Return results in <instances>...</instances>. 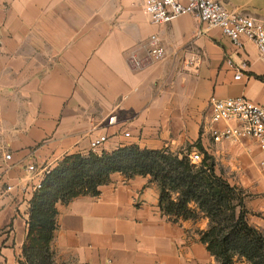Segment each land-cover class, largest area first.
Instances as JSON below:
<instances>
[{
	"label": "crops",
	"instance_id": "0c3cea01",
	"mask_svg": "<svg viewBox=\"0 0 264 264\" xmlns=\"http://www.w3.org/2000/svg\"><path fill=\"white\" fill-rule=\"evenodd\" d=\"M219 1L264 24V0ZM0 7V264L24 262L38 174L88 155L101 137L98 155L131 145L207 153L244 191L247 221L264 234V150L251 138L215 142L212 133L226 127L212 123L213 99L264 107V60L253 42L238 49L193 16L152 25L132 0H0ZM153 35L162 60L149 54ZM57 212V264H220L201 240L208 219L166 216L150 176L115 173L99 196L59 203Z\"/></svg>",
	"mask_w": 264,
	"mask_h": 264
},
{
	"label": "trees",
	"instance_id": "16d2710c",
	"mask_svg": "<svg viewBox=\"0 0 264 264\" xmlns=\"http://www.w3.org/2000/svg\"><path fill=\"white\" fill-rule=\"evenodd\" d=\"M189 153L131 145L100 155L67 156L46 176L31 200L21 264H57L52 251L57 205L82 196H99L100 188L115 173L129 179L150 176L160 188L161 211L172 220L208 218L201 240L220 264H232L236 257L249 264H264V234L247 221L244 191L217 173L210 155L203 152L202 163L196 165Z\"/></svg>",
	"mask_w": 264,
	"mask_h": 264
},
{
	"label": "built area",
	"instance_id": "2783aa9c",
	"mask_svg": "<svg viewBox=\"0 0 264 264\" xmlns=\"http://www.w3.org/2000/svg\"><path fill=\"white\" fill-rule=\"evenodd\" d=\"M135 6L142 8L149 22L155 26L167 25L182 16H193L202 24L219 28L238 48H243V39L253 42L259 49L260 56L264 60V24L257 23L249 17H245L228 11L219 0H132ZM1 10V7H0ZM149 54L156 60L165 57V49L159 44L158 36L150 38ZM233 66L232 61L227 62ZM240 70L236 79L240 80ZM237 121L238 127L230 123ZM116 122V117L109 120L110 124ZM212 123L214 125L225 124L222 130L214 129L215 142H238L245 138L256 140L264 150V107L246 99L235 98L226 100H212ZM126 137L130 134L126 133ZM107 142V137H101L91 144V152L97 153ZM191 163L199 165L203 161V154L194 152L188 155ZM7 160L11 156L6 157ZM35 172L36 168L31 167ZM46 169L39 173L40 182L35 191H38L46 176L51 172Z\"/></svg>",
	"mask_w": 264,
	"mask_h": 264
},
{
	"label": "rangeland",
	"instance_id": "374dc122",
	"mask_svg": "<svg viewBox=\"0 0 264 264\" xmlns=\"http://www.w3.org/2000/svg\"><path fill=\"white\" fill-rule=\"evenodd\" d=\"M155 60H156V59H155ZM95 154H97V153H95ZM189 154H190V153H189ZM189 154H188V155H189ZM203 159H204V158H203ZM202 218H206V217H204L203 215H201V218H200V219H202ZM200 219H199V220H200ZM207 219H208V218H207ZM208 221H209V219H208ZM207 228H208V227H207ZM206 230H207V229H206ZM236 258H238V257H236Z\"/></svg>",
	"mask_w": 264,
	"mask_h": 264
}]
</instances>
